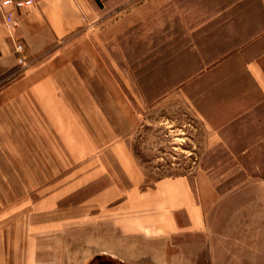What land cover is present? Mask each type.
<instances>
[{"label":"crops","instance_id":"0c3cea01","mask_svg":"<svg viewBox=\"0 0 264 264\" xmlns=\"http://www.w3.org/2000/svg\"><path fill=\"white\" fill-rule=\"evenodd\" d=\"M228 7L219 12L225 13ZM104 16L95 0H40L30 12L20 16L15 32L27 45L28 65L21 67L0 11V117L6 107L33 109L34 105L40 114V120H35L40 136L26 131L16 134L13 157H34L30 148L33 142L41 144V154L36 153V157L46 156L51 126L76 163L66 176L51 184L48 180L40 185H32L31 181L30 185L25 184L26 189L38 191L34 197L28 193L4 200L0 195V264H66L71 242L73 246L87 244L89 253L112 257L103 264H139L150 256L154 264H160L164 243L197 234L206 239L201 246L200 264H264V244L257 242L258 234L264 236V230L232 229L224 231L215 243L210 240L209 221L221 198L209 170L191 168L188 173L150 183L132 150L131 135L113 134L79 69L82 60L98 63L106 90L118 98L119 89L113 85L102 57L79 52L80 45L87 42ZM134 18L119 17L102 31L112 36ZM231 22H224L226 27L221 28L234 27L233 41L218 49L209 60L202 59L211 64L200 75L238 59L240 79L248 78L254 87L257 111L264 103V51L245 55L252 45L264 40L254 33L262 23L255 22L249 32ZM75 40L78 44L74 45ZM235 46L237 52L229 55L227 49ZM232 75L237 82V75ZM228 77L225 73L220 76L216 87L224 89L221 87ZM240 85L242 89L243 83ZM206 91L199 92L200 108L195 106L202 119H207L201 109ZM183 92L191 99L189 91ZM23 97L26 103L19 102ZM118 103L131 118L133 111L128 101ZM249 110V105H243L230 115L224 114L223 118H228L224 123L237 124ZM10 119L16 125H21L22 120L26 125L34 123L27 117L23 119L20 112ZM86 125L93 127L95 133H90ZM102 125L106 128L99 135L96 126Z\"/></svg>","mask_w":264,"mask_h":264},{"label":"rangeland","instance_id":"374dc122","mask_svg":"<svg viewBox=\"0 0 264 264\" xmlns=\"http://www.w3.org/2000/svg\"><path fill=\"white\" fill-rule=\"evenodd\" d=\"M234 1L98 0V8L105 16L79 48L80 53L102 57L113 85L119 89L115 98L106 90L98 63L79 62L81 75L101 105L113 134L131 135L132 150L148 182L185 174L196 167L209 170L221 198L209 221L213 243L227 230H264V103L254 110V87L248 78L240 79L238 59L200 75L211 64L202 59L209 60L218 49L233 41L234 27L222 29L226 27L224 22L233 21L231 24H239L251 32L253 19L264 10V0H241L231 4L225 13L219 12ZM126 16L135 18L122 31L112 36L102 31L106 24L113 25L119 17ZM262 51L264 40L252 45L245 57ZM224 73L229 74L221 87L224 89L217 88ZM232 73L237 75V82ZM190 74L196 76L188 78ZM184 90L189 91L191 99L186 98ZM201 90H208L201 104L207 119H202L195 107L200 108ZM125 100L132 107L131 118L119 106L118 102ZM19 102L26 100L23 97ZM242 104L250 106L244 119L237 124L224 123L228 118L223 115H230ZM6 108L0 117V195L4 200L28 193L34 197L38 191L26 189L25 184L28 186L31 181L32 185H40L45 180L51 184L66 176L76 163L51 126L46 156L36 157V153L41 154V144L33 142L30 148L34 157L15 159V135L26 131L40 136V126L35 121L40 120V114L34 105L33 109ZM19 112L23 119L34 120L32 126L23 120L21 125L10 123V117ZM105 128L96 126V131L104 134ZM86 129L95 133L89 125ZM205 242L202 234L172 238L162 245L160 264H200L201 246ZM257 242L263 245L264 236L258 234ZM70 244L66 264H103L113 260L111 256L89 253L87 244L84 247ZM139 264L154 262L150 256Z\"/></svg>","mask_w":264,"mask_h":264},{"label":"built area","instance_id":"2783aa9c","mask_svg":"<svg viewBox=\"0 0 264 264\" xmlns=\"http://www.w3.org/2000/svg\"><path fill=\"white\" fill-rule=\"evenodd\" d=\"M40 0H0V11L3 15V23L14 43V52L18 65L27 66V45L19 39L15 32L19 25L20 16L30 12L38 5Z\"/></svg>","mask_w":264,"mask_h":264},{"label":"trees","instance_id":"16d2710c","mask_svg":"<svg viewBox=\"0 0 264 264\" xmlns=\"http://www.w3.org/2000/svg\"><path fill=\"white\" fill-rule=\"evenodd\" d=\"M96 3H98V0H95ZM238 1H241V0H235L234 3H230V5H226L223 7V9L227 8L228 6H231V4H235L237 3ZM260 2V0H257ZM263 13H264V10H263ZM258 23H262L261 26L259 28L256 29V31L254 32L256 37H264V14H262V12H259V14L256 15L255 17V22ZM238 47H230L229 49H227L226 52H228L229 50V55H232L233 53L237 52V49ZM135 154V153H134Z\"/></svg>","mask_w":264,"mask_h":264}]
</instances>
